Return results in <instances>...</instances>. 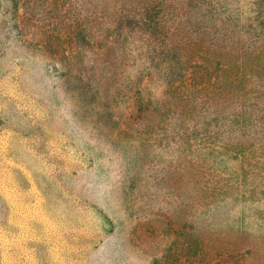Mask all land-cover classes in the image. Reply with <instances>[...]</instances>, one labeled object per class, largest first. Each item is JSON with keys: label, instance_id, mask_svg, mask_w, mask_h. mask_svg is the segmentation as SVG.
<instances>
[{"label": "rangeland", "instance_id": "obj_1", "mask_svg": "<svg viewBox=\"0 0 264 264\" xmlns=\"http://www.w3.org/2000/svg\"><path fill=\"white\" fill-rule=\"evenodd\" d=\"M0 264H264V0H0Z\"/></svg>", "mask_w": 264, "mask_h": 264}]
</instances>
